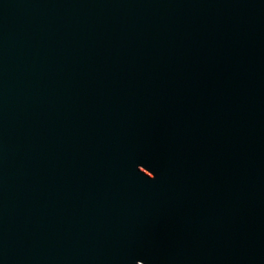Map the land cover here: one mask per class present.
Wrapping results in <instances>:
<instances>
[{"label": "water", "instance_id": "95a60500", "mask_svg": "<svg viewBox=\"0 0 264 264\" xmlns=\"http://www.w3.org/2000/svg\"><path fill=\"white\" fill-rule=\"evenodd\" d=\"M0 264H264V0H0Z\"/></svg>", "mask_w": 264, "mask_h": 264}]
</instances>
